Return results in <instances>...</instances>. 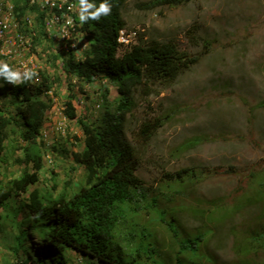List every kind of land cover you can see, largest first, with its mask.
I'll list each match as a JSON object with an SVG mask.
<instances>
[{"label": "trees", "instance_id": "16d2710c", "mask_svg": "<svg viewBox=\"0 0 264 264\" xmlns=\"http://www.w3.org/2000/svg\"><path fill=\"white\" fill-rule=\"evenodd\" d=\"M124 1L86 0L94 7L82 13L81 2L76 0L79 6L71 14L72 38L65 48L56 50L53 36L44 30L47 13L29 0H11L17 18L35 15L30 28L33 35L29 34L31 50L45 57L38 81L34 74L15 76L10 64L0 66V175L3 165L19 167L18 177L5 183L0 179V230L5 226L14 231L12 264H69L68 250L100 264H174V258L184 262L181 252L197 254L203 240L205 231L182 234L175 208L168 203L183 197L185 183L199 181L209 174L208 169L191 166L162 171L163 180L181 184V191L161 192L136 175L138 155L122 130L126 115L136 108V97L147 96L151 85L172 84L207 53L210 42L204 40L197 54L179 49L173 41L154 39L130 45L119 53V33L124 26L119 11ZM190 1L149 0L138 6L150 9ZM104 2L109 5L108 13L92 19L88 13ZM81 14L86 20L81 21ZM72 44L76 46L72 48ZM95 78L106 79L115 94L106 101L108 89L102 91V112L90 120L91 106L78 110L79 98L73 90L75 84H91ZM62 89L66 91L63 114L79 126L83 135L81 149L69 152L72 165L68 171L83 170L76 179H60L53 170L47 176L42 173L47 151L41 131L52 106L48 92L57 95ZM261 104L264 106V100ZM175 112L171 108L170 112L143 117L133 134L136 144L147 145ZM200 140H187L180 149H189ZM11 197L20 199L12 205ZM162 199L166 204L159 206ZM19 212L22 217L16 220ZM144 216L149 217L146 223L140 220ZM154 225L164 227L177 245L167 261L157 246ZM31 238L40 248L34 255L28 243Z\"/></svg>", "mask_w": 264, "mask_h": 264}, {"label": "rangeland", "instance_id": "374dc122", "mask_svg": "<svg viewBox=\"0 0 264 264\" xmlns=\"http://www.w3.org/2000/svg\"><path fill=\"white\" fill-rule=\"evenodd\" d=\"M147 1H124L119 11L124 24L119 33L122 43L119 53L130 45L146 44L154 39L173 41L179 49L197 54L204 40L210 42L207 53L172 84L151 85L147 96L136 97V108L126 115L122 130V136L138 155L136 175L150 187L164 193L181 191V184L163 180L162 171L191 166L209 171L199 181L185 183L183 197L176 196L174 204L168 203L175 208L182 234L205 231L197 254L184 251L180 256L184 262L175 258L172 262L264 264V106L261 104L264 0H191L178 6L150 9L138 6ZM191 28L194 32L190 34ZM57 39L54 36L52 47L63 49L65 40ZM8 50L12 51L9 60L16 64L15 76L26 70L27 74L35 75V81L39 79L38 71L45 67L42 53L40 56L34 53L30 44L18 53L14 54L10 48L1 50L0 54ZM3 56L0 66L5 62ZM105 89H108L106 101H110L115 90L106 79L95 78L94 83L74 86L79 98L77 109L91 106L90 120L102 112L99 101H103L101 93ZM65 93L62 89L57 95L49 94L52 106L41 131L47 151L42 173L47 176L53 170L60 179L68 176L76 179L83 170L68 171L72 165L69 152L81 149L83 135L79 126L63 114ZM171 108L176 110L173 117L147 145H137L133 134L143 117L170 112ZM194 137L200 138V142L189 149H180L183 142ZM2 172L0 179L5 183L18 177L19 167L3 165ZM11 198L12 205L20 199ZM165 204L163 199L159 202V206ZM21 217L19 212L16 220ZM148 218L144 216L140 220L146 223ZM153 229L160 253L167 261L166 257L177 250V245L164 227L154 225ZM12 233L11 227L0 230V264L14 261L10 248ZM34 245L31 242L30 246ZM39 250L36 247L30 254ZM66 257L69 264L91 262L73 250H68Z\"/></svg>", "mask_w": 264, "mask_h": 264}, {"label": "built area", "instance_id": "2783aa9c", "mask_svg": "<svg viewBox=\"0 0 264 264\" xmlns=\"http://www.w3.org/2000/svg\"><path fill=\"white\" fill-rule=\"evenodd\" d=\"M37 3L41 9L51 13L45 18V31L48 35L56 34L60 40L68 37L72 27L70 12L74 4L69 0H30ZM31 27V19H17L10 0H0V51L13 48L14 54L29 46V39L25 36ZM1 52L3 54L4 52ZM6 51L4 56L12 54ZM11 57V55H8ZM60 127H62L60 125ZM58 130H61L58 128Z\"/></svg>", "mask_w": 264, "mask_h": 264}, {"label": "clouds", "instance_id": "9594fccd", "mask_svg": "<svg viewBox=\"0 0 264 264\" xmlns=\"http://www.w3.org/2000/svg\"><path fill=\"white\" fill-rule=\"evenodd\" d=\"M30 1V0H29ZM70 2H72L73 4H74V7H73V9L71 10V12H70V17H71V14H73L77 9H78V6H79V4H77V2H76V0H69ZM10 2H11V0H10ZM31 2V1H30ZM80 2H81V6H82V13L83 12H87V10L89 9V8H93L94 7V5L93 4H89V3H86V0H80ZM31 3H33V2H31ZM35 3V2H34ZM36 5H37V3H35ZM38 6V5H37ZM38 8L40 9V10H43V11H45L46 13H47V16L46 17H48L51 13H49L48 11H46L45 9H41L39 6H38ZM108 11H109V5L107 4V2H104V3H101L100 4V6H99V8H97L95 11H93V12H91V13H88V15L92 18V19H96V18H98L99 17V15L101 14V13H104V14H107L108 13ZM14 13H15V11H14ZM16 16V15H15ZM17 17V16H16ZM25 18H28V19H31V27L30 28H32V25H33V23H34V21H33V19L35 18V15L34 14H28V16H24V17H22V18H20V19H25ZM86 16L85 15H83V14H81V16H80V19H81V21H84V20H86ZM17 19H19V18H17ZM71 19H72V27L70 28V30H69V34H68V37L67 38H65V39H62V40H65V45L63 46V48H65L66 47V43L68 42V41H70L71 40V38H72V32H73V25H74V23H73V18L71 17ZM44 30H45V27H44ZM46 32V31H45ZM25 33V36L29 39V45H30V33H31V29H29V31H26V32H24ZM32 35H33V33H31ZM48 34V33H47ZM50 36V35H49ZM51 36H53V38H54V36H57L55 33L54 34H52ZM57 40H60L59 39V37H58V39ZM119 40V39H118ZM75 47V45L74 44H72V48H74ZM0 56H3L2 54H0ZM3 58H4V64H10L11 65V67H12V69H13V73L15 74V71L17 70V68L15 67L16 66V64H15V66L13 65V62L12 61H10L11 59H10V57H4L3 56ZM10 59V60H9ZM14 69H16V70H14ZM27 71L26 70H23L22 71V74H27L26 73ZM29 74V73H28ZM36 81H38V80H36ZM49 94H51V92H48V95ZM1 173L3 174V172H2V169H1ZM1 176V175H0ZM32 239V243H35V245L34 246H30V244H31V242H30V240H29V246H30V251H32V249H34V248H36V247H39L38 245H37V243H36V241L33 239V238H31ZM40 249V248H39ZM40 251V250H39ZM38 251V252H39ZM74 251V250H73ZM37 252V253H38ZM78 253V252H77ZM80 254V253H79ZM80 255H82L83 257H86V258H89L90 259V261L91 262H89V264H100L96 259H93V258H90V257H88V256H86V255H83V254H80ZM52 264H54V262L52 263Z\"/></svg>", "mask_w": 264, "mask_h": 264}]
</instances>
